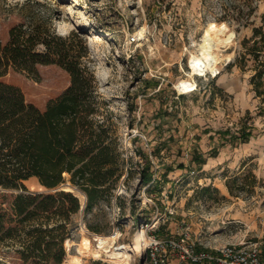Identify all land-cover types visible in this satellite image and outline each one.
<instances>
[{
	"label": "rangeland",
	"instance_id": "rangeland-1",
	"mask_svg": "<svg viewBox=\"0 0 264 264\" xmlns=\"http://www.w3.org/2000/svg\"><path fill=\"white\" fill-rule=\"evenodd\" d=\"M24 2L48 15L56 34L75 32L84 41L123 158L109 198L74 214L68 238L76 243L85 235L96 244V236L116 232L111 247L139 243L117 258L84 257L73 245L61 264H150L142 251L146 223L155 224L147 235L160 239H177L187 228L195 248L211 253L256 242L264 263V103L249 82L252 60L239 63L264 0H0L3 40L20 19L14 4ZM211 22L227 27L213 45L214 72L193 74L191 56L200 53ZM36 69L37 75L10 70L5 80L42 108L68 86L69 76L55 64ZM180 79L193 89L180 91ZM143 173L151 176L146 184ZM25 186L48 191L34 177ZM75 194L83 207L84 194ZM165 264L192 263L171 255Z\"/></svg>",
	"mask_w": 264,
	"mask_h": 264
},
{
	"label": "trees",
	"instance_id": "trees-1",
	"mask_svg": "<svg viewBox=\"0 0 264 264\" xmlns=\"http://www.w3.org/2000/svg\"><path fill=\"white\" fill-rule=\"evenodd\" d=\"M14 7L20 19L5 40L0 28V264H61L72 216L81 209L75 190L85 196L83 211L107 200L123 174V158L82 38L56 34L51 18L29 11V2ZM242 47L239 63L252 60L249 82L264 103V10ZM49 64L63 69L69 84L42 108L5 80L10 70L37 75V65ZM31 177L48 191H29ZM141 179L146 184L151 176ZM66 182L75 190L52 191Z\"/></svg>",
	"mask_w": 264,
	"mask_h": 264
},
{
	"label": "built area",
	"instance_id": "built-area-1",
	"mask_svg": "<svg viewBox=\"0 0 264 264\" xmlns=\"http://www.w3.org/2000/svg\"><path fill=\"white\" fill-rule=\"evenodd\" d=\"M153 225L146 223L142 227L147 242L143 251L147 253L150 264H165L171 255L178 256L180 261H187L192 264L203 262H210V264H264L260 257V248L256 242L226 244L211 253L195 248V243L190 240L187 228L180 233L177 239H160L156 236L147 235V231ZM113 234L117 233L114 232ZM122 246L123 244H118L112 248L121 250Z\"/></svg>",
	"mask_w": 264,
	"mask_h": 264
},
{
	"label": "bare ground",
	"instance_id": "bare-ground-1",
	"mask_svg": "<svg viewBox=\"0 0 264 264\" xmlns=\"http://www.w3.org/2000/svg\"><path fill=\"white\" fill-rule=\"evenodd\" d=\"M227 27L224 23H209L203 32L202 43L200 44V53L192 55L190 61V67L193 74L205 75L207 72L213 73L215 65L217 63V55L213 49V45L216 43L217 35L219 32H224ZM139 37L142 36V30L137 32ZM177 87L182 92H189L193 89V83L187 79H180L178 81ZM66 190H71L70 188H64ZM155 225V224H154ZM141 231L144 232L142 229ZM145 234V232H144ZM117 234H112L108 236H96V244H92L91 240L82 235L78 242H74L71 238H66L64 240L63 246L66 251L75 245L78 253L81 256H91L98 257L101 253L111 256L112 258H117L126 255L127 252L139 249V243L136 241H128L123 244L122 249H113L111 246L114 243ZM144 248L146 246V236L143 237ZM110 248L108 251L105 248ZM112 248V249H111ZM144 250V249H143ZM142 250V251H143Z\"/></svg>",
	"mask_w": 264,
	"mask_h": 264
},
{
	"label": "water",
	"instance_id": "water-1",
	"mask_svg": "<svg viewBox=\"0 0 264 264\" xmlns=\"http://www.w3.org/2000/svg\"><path fill=\"white\" fill-rule=\"evenodd\" d=\"M66 187L70 188L71 191H72V190H75L74 187L70 186V184H69L68 182H66V183H62V184H60L59 186L53 188L52 191H56V190H59V189H64V188H66ZM83 198L85 199V196H84V195H83ZM81 208H82V206H81ZM63 248H64V246H63ZM64 250H65V248H64Z\"/></svg>",
	"mask_w": 264,
	"mask_h": 264
}]
</instances>
